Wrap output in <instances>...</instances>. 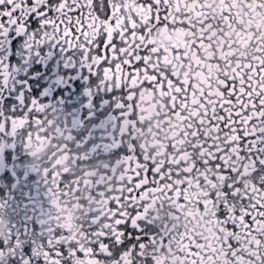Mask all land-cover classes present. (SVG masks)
I'll use <instances>...</instances> for the list:
<instances>
[{"label": "snow or ice", "instance_id": "snow-or-ice-1", "mask_svg": "<svg viewBox=\"0 0 264 264\" xmlns=\"http://www.w3.org/2000/svg\"><path fill=\"white\" fill-rule=\"evenodd\" d=\"M0 264H264V0H0Z\"/></svg>", "mask_w": 264, "mask_h": 264}]
</instances>
